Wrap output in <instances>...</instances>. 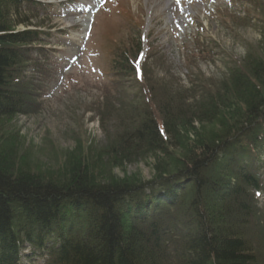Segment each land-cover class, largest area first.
<instances>
[{
	"label": "trees",
	"instance_id": "trees-1",
	"mask_svg": "<svg viewBox=\"0 0 264 264\" xmlns=\"http://www.w3.org/2000/svg\"><path fill=\"white\" fill-rule=\"evenodd\" d=\"M25 2L0 0V118L26 112L21 109L23 99L17 91L24 78L16 74L18 68L22 71L29 45L40 39V33L15 29L27 21L20 15ZM13 16L19 17L18 21H13ZM261 35L264 37V31ZM247 57L249 61L239 63L230 83L217 85L203 79L201 92L197 86L186 88L175 100L176 107L161 104L159 109L156 103L152 111L148 102L133 100L135 113L126 111L131 121L123 115L132 127L113 148L128 151L133 141L141 155L162 152L168 157L181 151L172 169L158 170L162 176L155 183H143L138 178L122 183L97 182L78 163L69 167L64 179L41 178L16 172L0 159V249L10 250L16 239L30 234V227L45 233L58 224V212L68 211L70 220L84 221L88 231L72 235L57 264H264L251 245L254 213L248 187L258 186L257 181L249 174L241 176L225 198L221 193L233 186L231 179L236 175L220 162L222 158L218 160L221 153L232 152L233 146L236 151L239 144L247 148L264 122V55L258 58L250 53ZM229 122L233 123L230 129L226 126ZM205 124H211L216 134L206 138L196 133L199 127L207 128ZM195 133V141L188 138ZM178 176L189 179L180 205L183 217L180 215L178 222L161 214L135 225L130 218L135 211L124 213L133 208L127 197ZM19 250L13 262L0 258V264H16Z\"/></svg>",
	"mask_w": 264,
	"mask_h": 264
},
{
	"label": "rangeland",
	"instance_id": "rangeland-1",
	"mask_svg": "<svg viewBox=\"0 0 264 264\" xmlns=\"http://www.w3.org/2000/svg\"><path fill=\"white\" fill-rule=\"evenodd\" d=\"M45 1L54 2L52 8L44 10L41 5L26 3L20 15L29 22L15 27L43 31L42 42L30 46L32 53L21 75L31 82L27 92L34 91L29 94L32 102L23 100L25 114L0 118V159L23 174L64 179L69 167L78 163L97 182L122 183L138 178L155 183L162 176L158 170L172 169L181 151L168 157L162 152L141 155L133 141L128 151L113 148L132 127L123 115L131 121L126 111L135 113L133 100L148 102L152 111L156 103L159 109L161 104L176 107L175 100L186 88L197 86L199 90L203 79L217 85L230 83L232 73L241 61H249L250 53L258 58L264 55V4L259 0H189L186 10L196 13L176 21L174 0H168V7L165 0H118L120 5L111 13L101 11L87 24L81 22L83 16H76V20L58 16L57 0ZM12 19L16 22L19 17ZM88 24L89 37L83 44ZM144 28L148 40L145 78L137 80L129 72L121 88L111 72L118 47L129 43L135 52V33ZM41 46L47 47L33 53ZM76 52L78 61L69 68L68 59ZM18 71L21 73L20 68ZM232 124L227 123V128ZM205 127L196 133L206 138L216 134L211 124ZM196 133L188 138L195 141ZM157 156L161 159L154 158ZM262 162L264 168L263 158ZM263 230L261 209L253 218L251 231L258 233L251 238V245L264 263V236L259 233Z\"/></svg>",
	"mask_w": 264,
	"mask_h": 264
},
{
	"label": "bare ground",
	"instance_id": "bare-ground-1",
	"mask_svg": "<svg viewBox=\"0 0 264 264\" xmlns=\"http://www.w3.org/2000/svg\"><path fill=\"white\" fill-rule=\"evenodd\" d=\"M48 204H50V202L48 201L47 202ZM152 203L157 207V208H160L159 204H157L155 202V200L152 201ZM89 208H92L90 206H88ZM147 209L146 206L144 205H140V211H145ZM128 210L129 209H125L124 210V213L125 214H128ZM155 210V209H153ZM70 216V212L68 211H64V212H58L56 214V217L59 221H65L68 217ZM143 222L145 223L146 222V219L143 220ZM30 234L29 235H23L21 236L20 238L16 239V241L14 242V244L12 245V248L9 250V249H0V258L6 262H13L15 256L16 255V251L17 249L20 247V249H27L29 248L30 246H32L33 244V236L32 234H35L37 237H40V238H43L45 237L46 235H49L50 237H53L49 232H51L52 230H49V231H46L45 233H39L37 232V229H36V226L35 227H30ZM60 229H64V227H60ZM88 231L87 228H83L82 229V232H78L77 234H80V235H83L85 234L86 232ZM94 232V228L91 230V235L93 234ZM78 238V235L76 236ZM59 240V239H57ZM71 242L70 240L68 241V243ZM39 253L41 254H44L46 256H52L50 255L46 250H40V248H38L37 250ZM13 264V263H12Z\"/></svg>",
	"mask_w": 264,
	"mask_h": 264
},
{
	"label": "clouds",
	"instance_id": "clouds-1",
	"mask_svg": "<svg viewBox=\"0 0 264 264\" xmlns=\"http://www.w3.org/2000/svg\"><path fill=\"white\" fill-rule=\"evenodd\" d=\"M243 50L241 49V52H242Z\"/></svg>",
	"mask_w": 264,
	"mask_h": 264
}]
</instances>
